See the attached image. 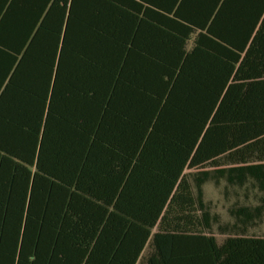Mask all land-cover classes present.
I'll return each instance as SVG.
<instances>
[{"label": "trees", "instance_id": "1", "mask_svg": "<svg viewBox=\"0 0 264 264\" xmlns=\"http://www.w3.org/2000/svg\"><path fill=\"white\" fill-rule=\"evenodd\" d=\"M263 224L264 0H0V264H264Z\"/></svg>", "mask_w": 264, "mask_h": 264}, {"label": "rangeland", "instance_id": "2", "mask_svg": "<svg viewBox=\"0 0 264 264\" xmlns=\"http://www.w3.org/2000/svg\"><path fill=\"white\" fill-rule=\"evenodd\" d=\"M206 196L207 198L212 199L213 202L216 203L217 209L223 213L222 210V198L219 195L218 191L215 190L211 185H207L206 186ZM257 234H264V224L262 225V227L257 231ZM221 237H218V239H220Z\"/></svg>", "mask_w": 264, "mask_h": 264}, {"label": "crops", "instance_id": "3", "mask_svg": "<svg viewBox=\"0 0 264 264\" xmlns=\"http://www.w3.org/2000/svg\"><path fill=\"white\" fill-rule=\"evenodd\" d=\"M135 31H136V21L134 20V25H133V27H131V35L133 34H135Z\"/></svg>", "mask_w": 264, "mask_h": 264}]
</instances>
